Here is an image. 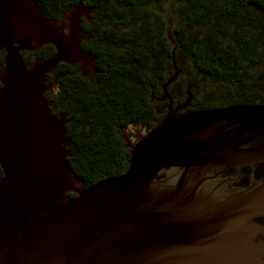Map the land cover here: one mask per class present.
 Returning <instances> with one entry per match:
<instances>
[{
	"label": "water",
	"instance_id": "water-1",
	"mask_svg": "<svg viewBox=\"0 0 264 264\" xmlns=\"http://www.w3.org/2000/svg\"><path fill=\"white\" fill-rule=\"evenodd\" d=\"M91 11L80 0L62 12L64 25L34 0H0V264H264L263 247L222 235L225 221L264 213V181L211 211H191L155 181L166 167L263 161L264 139L255 140L264 104L179 111L190 97L172 108L164 85L163 116L146 130L128 124L135 137L120 129L129 152L122 174L85 186L73 171L65 115L43 93L57 90L46 79L58 62L94 75L77 24ZM45 43L51 56L23 60L21 50Z\"/></svg>",
	"mask_w": 264,
	"mask_h": 264
},
{
	"label": "trees",
	"instance_id": "trees-1",
	"mask_svg": "<svg viewBox=\"0 0 264 264\" xmlns=\"http://www.w3.org/2000/svg\"><path fill=\"white\" fill-rule=\"evenodd\" d=\"M60 18L80 0H34ZM81 49L95 73L58 62L46 83L50 110L65 115L67 160L85 186L122 174L128 150L121 127L149 128L173 104L185 110L264 104V0H81ZM55 51L21 50L25 62ZM5 51L0 49V67ZM2 170L0 168V175ZM74 195V193H72Z\"/></svg>",
	"mask_w": 264,
	"mask_h": 264
},
{
	"label": "flooded vegetation",
	"instance_id": "flooded-vegetation-1",
	"mask_svg": "<svg viewBox=\"0 0 264 264\" xmlns=\"http://www.w3.org/2000/svg\"><path fill=\"white\" fill-rule=\"evenodd\" d=\"M262 139L264 136L255 141ZM155 181L159 189H172L179 202L187 205L191 211H211L250 192L262 183L264 160L229 166L207 163L186 168L166 167L158 172ZM223 224L222 235L229 244L264 248V213L238 215Z\"/></svg>",
	"mask_w": 264,
	"mask_h": 264
},
{
	"label": "rangeland",
	"instance_id": "rangeland-1",
	"mask_svg": "<svg viewBox=\"0 0 264 264\" xmlns=\"http://www.w3.org/2000/svg\"><path fill=\"white\" fill-rule=\"evenodd\" d=\"M89 13L90 12H88V13H86V15L87 16H89ZM81 18H83V14L82 13H80L79 15H78V22H77V24H78V28H79V30H80V28H81ZM84 18H86V17H84ZM62 22H63V24L64 25H66V19L65 18H59ZM63 26L62 27H59V31L60 32H62L63 31ZM82 37H83V34H81L80 33V38H79V43H80V41H81V39H82ZM88 59H90V58H88ZM28 62V61H27ZM3 63H4V61H3ZM72 64H79V66L82 64L81 62H72ZM91 65H92V67H94V64H93V61L91 62ZM87 68V66H86V64H84V65H82V67L80 68V69H82V70H85ZM176 71V74H177V69L175 70ZM94 73H95V71H94ZM86 74H88V75H90V73H86ZM175 74V72L173 73V75ZM176 74H175V76H176ZM171 78V80H172V77H170ZM174 79V78H173ZM170 80V81H171ZM170 81H168V83L170 82ZM167 82L164 84L165 85V88H166V86H167V84H168ZM54 86H57L56 84H54V83H52ZM164 85H163V87H164ZM167 90V89H166ZM45 91H51L52 92V88L51 87H49L47 90H45ZM57 90H54V92H56ZM164 97H166L165 96V94L163 95V97H161V98H159L160 100H162ZM177 105H179V104H174L173 106H172V108H175V106H177ZM185 110V107L184 108H181V109H179V111H184ZM167 111V110H166ZM165 111V112H166ZM134 125H137V124H133V126ZM137 126H139L142 130H146L147 128L146 127H144V126H142V125H137ZM122 128H126V131H125V133H126V135H130V136H132V137H135L136 136V132H132L131 130H129V128L128 127H122Z\"/></svg>",
	"mask_w": 264,
	"mask_h": 264
}]
</instances>
